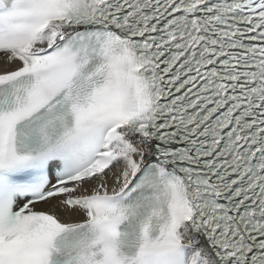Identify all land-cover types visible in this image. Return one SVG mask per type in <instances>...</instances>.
I'll return each instance as SVG.
<instances>
[{"label":"snow or ice","instance_id":"snow-or-ice-1","mask_svg":"<svg viewBox=\"0 0 264 264\" xmlns=\"http://www.w3.org/2000/svg\"><path fill=\"white\" fill-rule=\"evenodd\" d=\"M0 264H264V0H0Z\"/></svg>","mask_w":264,"mask_h":264}]
</instances>
